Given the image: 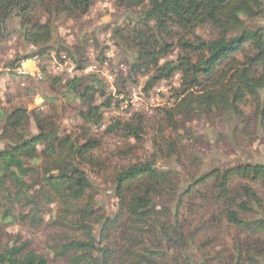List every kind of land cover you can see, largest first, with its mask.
<instances>
[{"label": "trees", "instance_id": "16d2710c", "mask_svg": "<svg viewBox=\"0 0 264 264\" xmlns=\"http://www.w3.org/2000/svg\"><path fill=\"white\" fill-rule=\"evenodd\" d=\"M95 1L59 0L55 4L56 15L66 12L85 16ZM117 6L131 14L125 20V26L114 31L116 45L125 53L122 62L128 68L116 77L118 86L123 84L119 94L127 82L136 83L139 76L151 75L147 85L150 90L155 84L169 81L174 74H181L176 102L161 111L163 119L157 130L153 154L147 160L123 168L114 179L118 214L114 219L99 214L96 209L98 190L86 170L88 165L95 163V151L100 142L87 134L83 139L62 137L53 117L44 114L35 119L39 134L29 137L26 124L30 114L24 107L0 114V145L5 143L4 148H0V188L6 189L7 183L11 182L17 199L26 198L31 191L26 178L35 172L33 167L26 166V161L37 158L38 146L44 147L48 162L42 173V188L59 198L68 210L66 216L77 219V230L86 235L87 241L68 242L57 254L67 257L73 253L74 264H112L116 250L102 244L119 226L123 228L122 238L126 243L122 256L129 259L130 264H157L155 259L162 253L153 248L154 242H148V237L161 245L170 233L176 237L177 245L181 241L196 240L200 230L187 236L180 211L184 199L194 189L209 184L213 186L219 205L218 221L248 233H264L263 205L253 187L254 184L264 187L263 164L245 163L228 170L214 169L194 180L172 204L167 199L176 194L177 174L158 167L160 159L181 160V144L186 138L181 131L187 132L190 123L212 115L236 120L229 138L237 139L241 135L253 144L261 133L264 134V28L250 29L247 24L250 20L264 19V1L117 0ZM41 7L51 15L53 8L46 6L44 0H0V37H4L8 21L17 17L25 40L32 46L41 47L20 59L17 65L23 60L46 57L55 49L50 46L54 37L53 24L43 23L36 17V11ZM204 27L215 30L218 37L213 40L201 37L198 31ZM87 41L85 39L75 51L66 50L79 71L85 70L83 46ZM175 48L179 50L177 59L162 63ZM40 68L43 79L29 78L31 82L49 81L52 91L63 94L68 101L80 102L78 116L86 124L93 127L102 124V111L111 106L113 97H108L99 76L50 79L43 67ZM99 96L107 97L102 105L96 104ZM46 99L55 102V98ZM246 107L255 111L248 114ZM169 128L171 133L166 134ZM120 132L140 143L147 134L143 117L114 122L106 128L104 135ZM100 223L103 229L98 237L94 228ZM28 247L27 242L19 246L9 244L0 252V264H49L44 256L29 251ZM253 251L264 263V248L255 247ZM244 254L247 264H262L254 253L249 249L244 252L242 247L237 249L236 264L242 263Z\"/></svg>", "mask_w": 264, "mask_h": 264}, {"label": "rangeland", "instance_id": "374dc122", "mask_svg": "<svg viewBox=\"0 0 264 264\" xmlns=\"http://www.w3.org/2000/svg\"><path fill=\"white\" fill-rule=\"evenodd\" d=\"M58 1L44 0L46 6H52L51 15L55 17L51 16L45 7L36 11V17L41 22H51L54 28L50 46L55 49L48 52L46 57H40L39 64L50 79L67 80L91 74L99 76L107 88L108 97H113L111 106L102 111V124L99 127L86 124L85 120L78 116L80 102L68 101L63 94L52 91L49 81L31 82V79L15 74L17 62L41 48L32 46L25 40L17 17L8 21L4 37H0V114L6 115L19 107L26 108L30 114L26 124V134L29 137L39 134L35 119L37 115L44 114L53 117L62 137L83 139L87 134L88 137L98 140L100 147L95 151V163L88 165L86 170L91 183L98 190L96 209L101 216L114 219L119 211L114 179L123 168L139 160H147L153 154L155 137L163 119L161 111L171 108L176 102L177 90L181 86V74H174L169 81L155 84L150 90L147 85L151 75L139 76L136 83L127 82L119 94V88L123 89V84L118 86L116 77L119 72H125L128 68L125 62H122L125 53L116 45L114 31L124 27L125 20L131 14L119 8L117 0H96L85 16L66 12L56 15L55 4ZM247 24L250 29L264 28V19L250 20ZM198 34L206 40L218 37L210 27L201 28ZM85 39L88 40L83 46L85 70L70 73L72 66H76L66 50L75 51ZM178 56L179 50L175 48L162 63L175 61ZM13 64L14 67H11ZM40 66L39 70L42 72ZM110 76L114 78L113 82ZM59 87L61 86L57 88ZM48 97L55 98V102L46 101ZM106 98L99 96L96 104H104ZM246 111L252 114L255 109L246 107ZM137 116L143 117L147 132L140 143L128 138L124 132L104 135L106 128L112 123L129 122ZM235 123L236 120L228 121L226 118L212 115L208 119L190 123L187 132L181 131V135L186 136L181 144V160L160 159L158 164L159 168L171 169L177 174L176 194L167 199L171 204L177 201V197L182 195L194 180L214 169L228 170L245 163L264 165V134L261 133L253 144L249 138L241 135L237 139L229 138ZM169 133L171 128L166 134ZM4 146L5 143H2L0 148L3 149ZM38 150L37 158L26 161V166L35 169V172L26 178L31 185V191L26 198L17 199L11 182L7 183L6 189L0 188V252L9 244L11 246L15 243L19 246L27 242L28 250L44 256L49 264H74L73 253L67 257H58L57 254L68 242L87 241L86 235L84 231L77 230V219L66 216L68 210L59 198L42 188V173L48 159L43 146H38ZM253 187L261 198L264 212V187L261 184H254ZM215 196L213 186L209 184L194 189L184 199L180 220L185 225L186 235L200 230L199 236L193 242L181 241V244L177 245L173 233L163 238L162 245L148 237V242H154L153 248L162 253L155 259L157 264H236L239 247H242L244 252L249 249L257 260L264 264L263 258L253 251L255 247L264 248V233H248L218 221L219 205L216 204ZM94 229V233L100 237L102 224L95 225ZM107 236L102 246L116 250L112 264H130L129 259L121 254L122 248L126 246L122 238L123 228L119 226ZM245 256L244 254L240 264H247L244 261Z\"/></svg>", "mask_w": 264, "mask_h": 264}, {"label": "built area", "instance_id": "2783aa9c", "mask_svg": "<svg viewBox=\"0 0 264 264\" xmlns=\"http://www.w3.org/2000/svg\"><path fill=\"white\" fill-rule=\"evenodd\" d=\"M39 61L37 59H29L21 61L15 68V74L21 78H34L38 80L43 79V73L39 70ZM32 65V66H31ZM81 72L76 67L72 66L69 70L70 73ZM84 71V70H83ZM92 71V69H90ZM113 77L110 80L113 82Z\"/></svg>", "mask_w": 264, "mask_h": 264}]
</instances>
